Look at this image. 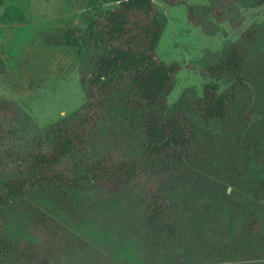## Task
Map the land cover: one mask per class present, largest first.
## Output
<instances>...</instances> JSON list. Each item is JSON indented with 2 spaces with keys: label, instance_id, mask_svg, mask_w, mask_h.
Instances as JSON below:
<instances>
[{
  "label": "rangeland",
  "instance_id": "1",
  "mask_svg": "<svg viewBox=\"0 0 264 264\" xmlns=\"http://www.w3.org/2000/svg\"><path fill=\"white\" fill-rule=\"evenodd\" d=\"M152 1L165 16L157 57L178 67L165 117L192 116L206 85L235 94L225 123L201 124L194 118L199 128L195 160L175 172L159 169L155 176L156 182H168L164 189L171 198L178 238L170 240L156 229L144 237L140 232L146 231L136 229V219L124 217L127 200L102 186L82 193L84 205L102 208L100 216L85 220L60 195L44 188L40 198L32 199V210L27 205L12 208L10 228L21 243L48 244L51 233L34 222L45 225L52 221L49 217L55 218L61 229L53 235L61 242L54 256L59 264L108 256L118 264H264V0ZM116 4L2 0L0 16L10 5L24 11L21 21H0V56L6 63L0 74V100L6 102L0 110V140L7 148L31 152L45 127L85 102L79 82L86 54L83 31ZM43 34L61 42L47 44ZM234 44L241 48V81L211 71ZM127 117L116 109L100 124L88 159L108 154L143 158V136ZM71 168L69 163L66 170ZM103 201L115 207L110 211Z\"/></svg>",
  "mask_w": 264,
  "mask_h": 264
},
{
  "label": "trees",
  "instance_id": "2",
  "mask_svg": "<svg viewBox=\"0 0 264 264\" xmlns=\"http://www.w3.org/2000/svg\"><path fill=\"white\" fill-rule=\"evenodd\" d=\"M100 1L117 4L91 19L83 31L86 54L79 82L85 102L72 115L45 127L29 153L9 149L0 140V264L60 263V259L54 260L56 244L61 243L53 237L61 231L55 218L49 217L52 221L45 225L41 220L34 222V226L40 224L51 233L48 244L29 240L21 243L10 228L12 208L27 205L32 210V199L40 198L44 188L60 195L68 209L85 220L100 216L103 210L84 205L82 193L93 187L112 188L127 200L124 217L127 221L135 218L136 229L139 226L146 231L140 232L144 237H151L156 229L170 240L177 239L171 198L164 189L168 182H156L155 176L159 169L175 172L195 160L199 128L194 118L201 124L225 123L228 118L235 94L206 85L192 116L176 114L167 119L163 110L178 67L164 63L156 54L165 16L152 0H90L92 4ZM23 19L24 11L12 5L4 7L0 16L3 24ZM42 38L47 44L61 42L50 34ZM5 71L6 63L0 56V74ZM211 71L241 81L240 46L232 45ZM2 103L6 102L0 100V110ZM116 109L126 114L125 121L143 136V158L128 160L108 154L88 159L86 153L100 124L111 119ZM69 163L72 168L66 170ZM103 204L110 211L115 207L109 201ZM91 263L118 264L111 256L85 262Z\"/></svg>",
  "mask_w": 264,
  "mask_h": 264
},
{
  "label": "crops",
  "instance_id": "3",
  "mask_svg": "<svg viewBox=\"0 0 264 264\" xmlns=\"http://www.w3.org/2000/svg\"><path fill=\"white\" fill-rule=\"evenodd\" d=\"M3 13V12H2ZM2 15V14H1Z\"/></svg>",
  "mask_w": 264,
  "mask_h": 264
}]
</instances>
